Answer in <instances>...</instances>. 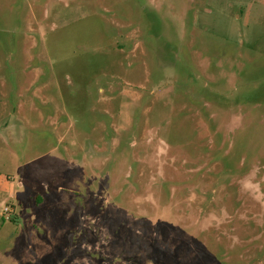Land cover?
<instances>
[{"label": "rangeland", "instance_id": "obj_1", "mask_svg": "<svg viewBox=\"0 0 264 264\" xmlns=\"http://www.w3.org/2000/svg\"><path fill=\"white\" fill-rule=\"evenodd\" d=\"M0 264H264V0H0Z\"/></svg>", "mask_w": 264, "mask_h": 264}]
</instances>
